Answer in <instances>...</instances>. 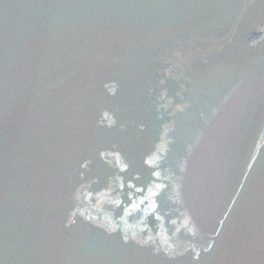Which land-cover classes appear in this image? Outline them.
Wrapping results in <instances>:
<instances>
[{"label": "water", "instance_id": "1", "mask_svg": "<svg viewBox=\"0 0 264 264\" xmlns=\"http://www.w3.org/2000/svg\"><path fill=\"white\" fill-rule=\"evenodd\" d=\"M0 264H264V0H0Z\"/></svg>", "mask_w": 264, "mask_h": 264}]
</instances>
